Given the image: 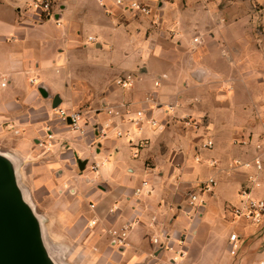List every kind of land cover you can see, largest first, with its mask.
I'll return each instance as SVG.
<instances>
[{
    "label": "crops",
    "instance_id": "crops-1",
    "mask_svg": "<svg viewBox=\"0 0 264 264\" xmlns=\"http://www.w3.org/2000/svg\"><path fill=\"white\" fill-rule=\"evenodd\" d=\"M18 1L0 0L9 7L13 26L0 22V115L2 123H11L6 136L29 171L31 194L50 219L52 233L59 227L75 236L83 264H264V223L254 226L231 215L249 173L261 181L254 196L264 199V0H144L156 9L158 25L153 18L137 19L111 6L118 17L111 21L114 31L127 27L121 33L124 40L139 46L133 58L128 52L117 58L103 50L107 38L102 32L81 36L99 22L93 13L109 21L111 15L103 11L113 0L62 1L51 15L52 33L44 23H35L39 15L30 7L33 0L26 3L34 18L22 23L15 11ZM215 51L224 64L212 69L206 59L214 64ZM153 54L173 69L164 67L156 74L148 62ZM52 70L60 75L52 76ZM39 72L43 78L36 86ZM195 72H201L200 81L192 77ZM125 74L135 78L128 89L115 84ZM39 86L60 96L59 108L81 110L85 123L104 125L113 108L124 121L128 111L144 110L158 126L146 123L139 133L123 123L121 130L135 143L117 137L113 129L100 138L90 125L82 136L58 117L53 98L42 97ZM203 114L208 118L203 132L179 120L191 116L202 127L204 117L198 116ZM210 138L214 147L207 150L203 143ZM39 140L50 143L48 150L37 146ZM258 156L260 173L232 166L235 160ZM212 160L218 164L211 166ZM79 161H86L82 172ZM209 179L216 184L206 190ZM191 193L200 195L202 207L189 205ZM229 214L234 225L220 251L213 232L226 228ZM114 231L126 233L122 245ZM161 233V242L173 250L154 245ZM234 233L239 240L232 254ZM180 249L183 257L175 254Z\"/></svg>",
    "mask_w": 264,
    "mask_h": 264
},
{
    "label": "water",
    "instance_id": "water-1",
    "mask_svg": "<svg viewBox=\"0 0 264 264\" xmlns=\"http://www.w3.org/2000/svg\"><path fill=\"white\" fill-rule=\"evenodd\" d=\"M192 77L196 81L203 78L201 72L193 73ZM39 91L42 97H51L45 87L39 86ZM52 100V108L57 109L61 104L60 96ZM85 165L86 161L78 162L81 172ZM22 166L23 161L15 155L14 149L0 151V264H74L67 258L70 251L72 256L76 252L73 261L83 264L77 245L69 244L67 250L70 251L65 252L48 238L49 234L59 233L70 240L71 234L61 233L59 227L52 233L50 219L44 216L31 194L28 185L31 179L26 177L29 171Z\"/></svg>",
    "mask_w": 264,
    "mask_h": 264
},
{
    "label": "built area",
    "instance_id": "built-area-1",
    "mask_svg": "<svg viewBox=\"0 0 264 264\" xmlns=\"http://www.w3.org/2000/svg\"><path fill=\"white\" fill-rule=\"evenodd\" d=\"M160 2H164V0H159ZM116 4L120 7H122L127 12H136L137 14L153 18L154 22L158 25L159 24V16L156 14L157 11L152 6L148 5L144 1L140 0H130L128 2H125L123 0H116ZM103 5V4H102ZM32 9L35 10V12L38 13V15H43L44 13H48L50 10V0H34L33 3L30 5ZM105 6V5H103ZM47 15V14H46ZM56 24L58 26L61 25L60 21L57 20ZM89 42H96V39L94 37L88 38ZM135 82V78L131 74H125L123 76H119L115 79V84L122 88V89H128L133 86ZM33 83V81H32ZM156 85H159V82L156 83ZM170 110L173 109V107H169ZM58 117L63 122H68L70 120V129L74 132L79 133L82 136L87 135L88 133V125L92 127L93 132H95L100 138H104L108 135L109 130L113 129L115 131V134L117 137L126 136L129 139L130 143H135V139L130 135V133H124L120 126L127 122L130 125H133L137 128V131L139 133L142 132L144 128V124L149 123L153 127L158 126V121L154 118H148L144 110H138L134 114H131L128 111V115L125 118V121L123 119V116L120 114V112L116 109L109 108L107 110L108 119L104 123V125L100 124H88L84 122V115L81 110H72L67 111L62 108L55 109ZM117 119V121H115ZM180 122H182L184 125L191 127L192 129H198L200 127V121L196 120L195 118H192L191 116L183 117L179 119ZM48 139L51 138L50 135L47 136ZM242 145H247V140H241L240 142ZM43 146V143L40 144ZM50 143H46V147H49ZM214 147V143L211 139H206L203 143V148L210 150ZM257 148H261V146H257ZM211 166H216L218 162L216 160H212L210 162ZM232 166L240 167L246 170H256L257 173H260L263 170V163L261 161L260 156L256 157L253 160L248 161H240L235 160L232 164ZM98 169V165L94 164L92 166V170L95 171ZM214 179H209L207 183L205 184V189L209 190L210 186L215 185ZM147 185V182L143 183V186ZM261 187V181L258 178L257 174L249 173L246 177L245 184L240 188L239 190V198L240 203L236 206H234L231 209V215L232 217L237 221H244L250 225L254 226H261L264 223V199L257 198L254 196L253 192L255 189ZM140 193V190L136 191V194ZM189 205L192 208H198L202 207L204 205V201L200 198L199 194L191 193L189 195ZM94 223V222H93ZM112 235L115 237V241L118 242V244L122 245L124 242V238L126 237V233H117L112 232ZM160 237H162V233L160 235H157L153 239L154 245L161 249V250H173L172 246L169 244V242L162 243L160 240ZM239 240V236L234 233L230 235V244H231V253L235 254L238 246L237 241ZM182 246V243L180 244ZM176 256L183 257L185 255L183 249H180L175 252Z\"/></svg>",
    "mask_w": 264,
    "mask_h": 264
},
{
    "label": "rangeland",
    "instance_id": "rangeland-1",
    "mask_svg": "<svg viewBox=\"0 0 264 264\" xmlns=\"http://www.w3.org/2000/svg\"><path fill=\"white\" fill-rule=\"evenodd\" d=\"M26 1H29V0H19L18 1L19 5L16 6V8H15L16 15H17V17H19V19L22 21V23H23L24 19H26V18H31V19L34 18L33 17L34 14L32 15L30 13H27L28 11H30V8H29L30 2L26 3ZM62 1H64V0H50V10H49V12L48 13H44L41 16L39 15L36 18V20H35L36 21L35 23L38 24V25H41L43 23L45 24V26H46L45 27V31L47 33H52V31H54L53 25L55 23V17L51 16V15H53L55 12L58 11V5ZM123 1H126V0H123ZM140 1H144V0H140ZM111 6L119 7L116 4V0H113L111 2V5L109 7H106V10L103 11L107 16L111 15L110 19H108L109 21L105 22V20L102 19L100 14H96V15H95V13L92 14V18H100L99 22L93 23L92 27L85 28L82 31V35H81L82 38L86 39L88 37V35L91 33V31H92V34H96L98 32H102V34H105V37L107 38V43L105 44L103 50H105L108 54H116V56H118L117 58H119V57L121 58L123 53L128 52V53H130L129 57H131V58L138 57V56H134L135 54H137L136 47L137 48L139 47V46H137V43L128 42V40H129L128 38H127V41H125L123 36H122V34H121V33H123V30L124 31L127 30L126 29L127 27L123 28V30H121L122 28L121 29L119 28L118 31H114V25L115 24H112L111 21H112V19H116L118 17H116V15L113 13V10H112ZM18 7L21 8V10H19L20 16H18V12H17V8ZM128 13L131 16H135V18H137V19L139 17L140 18L142 17L141 15L137 14L136 12H130L129 11ZM44 16H47V17L44 18ZM11 20H12V14H11V12H9V7H7L6 5H3V4L0 3V22L3 23L6 28H8V27L11 28V27H13V26H11V22H10ZM101 20H103L104 22H102ZM51 25H52V28H51ZM28 33H30V32L28 31L27 34ZM170 36L172 37L173 35H170ZM189 37L192 38L193 35H189ZM174 44L172 43L171 47L174 46ZM93 47H94L93 43L89 44V49H93ZM171 47H170V49H171ZM48 52L50 53L51 51H48ZM120 53H122V55ZM213 55L215 57H218L217 60L214 61V64L211 63V61L209 59H206V61L209 62V64L212 67V69H215L216 65L220 66L221 64H224V61L219 57V54H218L217 51H215L213 53ZM153 56L154 57H151L148 60V62L150 64L151 68H152V71H155L156 74H159V73L162 74L163 70H164V67H166V68L168 67L170 70L173 69V66L172 65L169 66L170 64L167 63L165 60H163L164 58H162L160 55L153 54ZM206 64H208V63H206ZM49 74H51L52 76H56V77L60 75V73H57L55 70L50 71ZM133 75L138 76L135 72L133 73ZM157 76L158 75H156V77H154V79L157 78ZM35 78L37 79V83H36V86H37L41 82V79L43 78L41 76V72H39L37 75H35ZM146 78L149 79V77H146ZM154 79H151L152 81L150 83H153ZM168 80L169 79L163 81L162 83L164 84ZM50 96H51L50 98H53V95L50 94ZM51 112L53 113L52 110H51ZM227 112L228 111H222V115L227 113ZM230 112L234 113V110H231ZM54 115H56V113H54ZM219 116H221V115H219ZM198 117H201V118L204 117V118H202L203 126L199 127L200 129L203 128L202 129V132H203V131H205V128L207 129L208 122H207L206 119H208V118H207L206 114H203L202 116H198ZM2 119H3V117H1V115H0V151H12L13 149L16 148V146L13 145L12 144L13 142L11 141V139L6 136L7 131H11L12 130L11 129V123H9V122L8 123H5V122L2 123ZM1 128H4V129H1ZM210 139H212V138H210ZM41 142L43 143V146L40 145ZM36 144L42 151L48 150L47 147H45V144H46L45 140H39ZM226 219H227V222L225 224L226 228H223L221 231H218V232H213V235L215 237V243L218 246V248L220 249V251L222 249L224 250V245H225L224 235L227 232H230L233 229V225H234L233 218H231L230 214H229V216ZM67 237H68L67 235H63L62 236L59 233H54L53 235H51V234L48 235V238L50 239V241L54 245L63 248V250L65 252L70 251V250H67L69 244L73 245V246L77 245L76 238H74L75 236L73 237L72 235H70L69 236L71 238L70 240ZM187 246H188V241H185V248ZM71 253H72V251H70L69 256L67 258L70 260V262L76 264V261H73V258L76 256V252H74V256H72Z\"/></svg>",
    "mask_w": 264,
    "mask_h": 264
}]
</instances>
